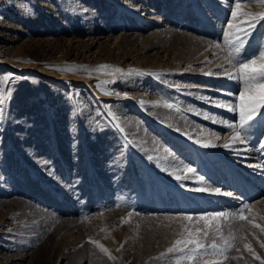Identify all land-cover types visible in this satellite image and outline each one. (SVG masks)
<instances>
[{
  "label": "rangeland",
  "instance_id": "374dc122",
  "mask_svg": "<svg viewBox=\"0 0 264 264\" xmlns=\"http://www.w3.org/2000/svg\"><path fill=\"white\" fill-rule=\"evenodd\" d=\"M247 13L264 0H0V264H177L189 234L218 247L179 264H264V115L227 126L228 73L264 49Z\"/></svg>",
  "mask_w": 264,
  "mask_h": 264
},
{
  "label": "snow or ice",
  "instance_id": "6c2138e0",
  "mask_svg": "<svg viewBox=\"0 0 264 264\" xmlns=\"http://www.w3.org/2000/svg\"><path fill=\"white\" fill-rule=\"evenodd\" d=\"M236 7L239 8V3L236 4ZM235 15V13H233ZM247 15H252L255 17H259L260 19H264V13H247ZM254 27V21L250 22ZM229 28L236 27L237 32L235 34V39L230 40V44L233 45V48L236 52V56L239 57L240 52L243 49V46L248 42L247 37L251 35L250 31H245L244 36L241 37L238 33L241 29L234 25H229ZM233 35L230 33V36ZM231 54V53H230ZM229 65L232 64V60H228ZM236 63L239 65L237 72L235 74L228 73L231 78L240 79L243 81L245 91L240 94V106H239V117L240 122L239 125L235 124H227L229 128L237 129L236 134L232 137V141H245V136L242 135V131L246 133V131L252 127V125L259 119L260 115H264V113H258V109L264 107V49L259 52V61L257 59H249L247 61L243 59L237 58ZM106 67V66H102ZM116 71H120L116 69ZM167 107H172L171 104H167ZM223 106V105H222ZM230 110H236L235 108H230ZM3 109L0 107V113H2ZM199 142V141H197ZM208 146V145H205ZM225 147H230L231 144H225ZM186 172L194 173L196 170L192 167H186L184 169ZM177 179H181L180 176L176 177ZM203 180V177H200ZM200 191H205L206 189H199ZM219 191V190H217ZM231 195V193H228ZM244 211H248L247 208L242 210L240 214H238L237 219L239 221H244L247 219L245 215H243ZM220 217H224L226 214L219 213L216 214ZM185 219L191 221L193 218L191 216L185 217ZM203 219V217H201ZM211 224V221H209ZM256 227H261L259 224L255 225ZM219 230V228H217ZM197 231H200L199 229ZM207 236V233H205ZM93 243H97L93 241ZM191 245L192 247H188ZM179 246V247H178ZM100 247L107 252L108 250L100 245ZM217 244L213 241L210 245L202 244L198 239L194 238L191 234H189V238L187 239H177L172 247H170L167 251L169 253L179 252L181 255L176 257L177 264L181 260H193L196 258V254H205L208 251V248L217 249ZM251 251L250 245H246ZM227 257H225V260ZM256 259H261L258 255ZM213 264H224V261H213Z\"/></svg>",
  "mask_w": 264,
  "mask_h": 264
},
{
  "label": "bare ground",
  "instance_id": "6f19581e",
  "mask_svg": "<svg viewBox=\"0 0 264 264\" xmlns=\"http://www.w3.org/2000/svg\"><path fill=\"white\" fill-rule=\"evenodd\" d=\"M151 15H152V14H151ZM151 17H152V16H151ZM151 17H150V18H151ZM146 19H147V18H146ZM151 19H152V18H151ZM151 19H150V20H151ZM147 20H149V19H147ZM232 143H234V142L232 141ZM228 144H229V143H228ZM245 146H246V145H245ZM230 148H231V147H230ZM231 149H233V148H231ZM247 149H248V148H247ZM237 151H238V150H237ZM250 152H251V151H250ZM253 152H254V151H253ZM253 152H252V154H253ZM255 152H256V151H255ZM242 153H243V151H242ZM248 154H249V153H248ZM256 154H257V153H256ZM234 155H236V154H234ZM236 156H237V155H236ZM246 156H248V155H246ZM250 156H251V155H250ZM260 156H261V155H260ZM238 157H239V156H238ZM244 158H247V157L244 156ZM244 158H243V159H244ZM256 159H257V158H256ZM262 159H263V158H262ZM228 160H229V158H228ZM240 162H241V160H240ZM245 162H246V161H245ZM253 162H254V161H253ZM234 163H238V162H234ZM261 163H262V161H261ZM248 167H250V166H248ZM255 167H256V166H255ZM250 168H251V167H250ZM252 168H253V167H252ZM248 169H249V168H248ZM256 169H257V167H256ZM259 169H260V168H259ZM243 170H244V169H243ZM238 173H240V172H238ZM254 173H255V172H254ZM240 174H241V173H240ZM260 174H261V173H260ZM242 175H243V174H242ZM261 175H262V174H261ZM263 175H264V174H263ZM261 177H262V176H261ZM239 189H240V188H239ZM228 196H230V195H228ZM221 198H222V197H221ZM221 198H220V199H221ZM231 198H232V196H231ZM209 199H210V198H209ZM238 199H241V198H238ZM216 201H217V200H216ZM212 202H213V201H212ZM214 202H215V200H214Z\"/></svg>",
  "mask_w": 264,
  "mask_h": 264
}]
</instances>
